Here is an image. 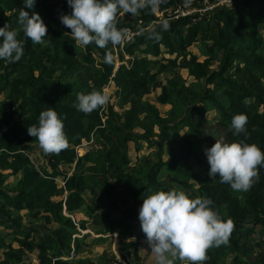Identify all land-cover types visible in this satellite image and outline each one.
<instances>
[{"label":"trees","instance_id":"16d2710c","mask_svg":"<svg viewBox=\"0 0 264 264\" xmlns=\"http://www.w3.org/2000/svg\"><path fill=\"white\" fill-rule=\"evenodd\" d=\"M217 1L195 0L209 7ZM179 2L163 0L155 10L161 17L150 8L135 16L118 14L117 27L126 30L125 37L127 32L132 34L129 41L107 49L83 46L85 52L78 56L71 30L59 19L72 11L67 0H36L32 9L25 8L23 0H0V27L8 24L19 29L21 8L29 16L39 14L47 27L41 43H33L20 31L24 56L19 62L0 60V96H5L0 102V226L18 245L15 248L0 239V264H26L28 254H36L38 264H141L138 244L133 241L124 243L123 251L131 250V254H121L123 263L107 253L97 262H74L82 248L77 233L88 230L93 220L107 226L99 234L133 238L130 216H138L139 198L145 190H158L162 169L191 198L211 199L214 210L234 222L228 242L207 249L202 264H227L229 257H233L232 264H264V239L253 243L257 227L264 238V167L259 168L258 179L249 190L235 191L219 177H209L204 155L216 139L256 144L264 151V0H232L230 5L173 19L166 11ZM162 20L169 22L167 31L160 27ZM152 28L160 33L159 40L148 38ZM198 42L204 44L203 61L189 51ZM106 51L112 56L111 63L104 62ZM177 68L187 70L194 81L186 85L175 72ZM58 71L59 78L53 79ZM166 73L171 78L164 83L159 76ZM111 82L117 89L121 114L113 108L105 112L104 105L90 114L77 110L79 93L102 92ZM157 90L161 92L157 103L171 107L164 117L143 99ZM46 107L55 108L63 118L69 143L58 154L45 153L27 134ZM209 109L218 116L215 124L205 119ZM241 113L247 116V136L233 135L232 118ZM136 129L142 135L135 134ZM133 140L154 144L159 154L167 155L164 162H146V186L130 166L128 145ZM84 141L91 148L78 157L77 148ZM35 145L42 149L51 171L33 165L30 157ZM74 163L75 171L59 187L58 167ZM12 176L20 178L10 192L5 191L2 186ZM87 192L90 199L84 195ZM105 206L120 212L122 219L112 222L108 211L100 213ZM14 211H27L35 218L43 215L44 224L26 228L20 217H13Z\"/></svg>","mask_w":264,"mask_h":264},{"label":"clouds","instance_id":"9594fccd","mask_svg":"<svg viewBox=\"0 0 264 264\" xmlns=\"http://www.w3.org/2000/svg\"><path fill=\"white\" fill-rule=\"evenodd\" d=\"M163 0H67L72 9L70 14H62V25L71 30L70 36L81 46L95 44L107 49L109 45H119L124 37V29L117 27V16L137 15L150 8L157 10ZM24 7L32 9L36 0H23ZM19 29L5 24L0 27V60L17 63L24 56V41L18 39L20 31L33 43L43 42L47 27L39 14L18 11ZM169 22L162 20L160 27L167 31ZM144 30L141 29V32ZM149 39L159 40L160 33L152 28ZM104 62L111 63L110 52L105 53ZM109 102V97L99 90L77 95L76 108L90 114ZM247 116L243 113L232 118L233 135L247 136ZM27 134L35 138L47 154H58L68 147L63 118L55 108L46 107L39 114L38 124L27 128ZM204 155L209 165L210 178L219 177L221 183L228 184L235 191L249 190L258 179L259 168L264 167V151L256 144L247 142H225L216 139L215 144L205 149ZM138 209V220L145 234L156 264H175L176 260L189 264H202L206 251L214 244L227 243L234 229L231 218L224 219L213 208L209 198H191L183 190H145Z\"/></svg>","mask_w":264,"mask_h":264},{"label":"rangeland","instance_id":"374dc122","mask_svg":"<svg viewBox=\"0 0 264 264\" xmlns=\"http://www.w3.org/2000/svg\"><path fill=\"white\" fill-rule=\"evenodd\" d=\"M179 1L180 2L178 4V7L166 11L169 17L173 19H176L178 17H184L186 15H192L196 12L202 13L208 8H210L209 5H207L206 3L205 5L202 6L197 2H195V0H179ZM231 2L232 0H218L217 3L212 7V9L215 7L218 8V7L230 5ZM177 10L178 13H175V11ZM121 15L123 17H126V14L124 13H121ZM155 15L157 17L162 16V14H160L158 11H155ZM203 47L204 44L198 42L194 44V46H192L189 49V51L191 52V54L195 55L199 59V61H203L205 59V49ZM84 52H85L84 47L77 42L76 53L78 54V56H81V54H83ZM164 57L169 58L168 55H164ZM124 58L126 60V58L128 57H124ZM213 68H217L216 63H214ZM175 72L179 75V78H181L186 82V85H189L194 81L193 78L188 76V71L185 69L177 68ZM59 75H60L59 71L54 73L53 79L59 78ZM170 78H171L170 73L162 74L159 76V80L163 81L164 83L166 82L167 79ZM116 92L117 89L114 83L112 82L103 88L102 93L109 97V102L104 105L105 112H107L109 108H113V111L115 113L118 114L122 113V111H120L117 106L118 100H117ZM160 93H161L160 90H157L155 92L146 94L143 99L153 104L159 111L160 115L164 117L171 107L169 105H161L157 103V97L160 95ZM4 100H5V96L4 95L0 96V102ZM205 119L211 124H215L216 121L218 120V116L214 110L209 109L205 111ZM154 131L155 134H159L157 128ZM184 131L185 129H182L180 130L179 133L183 134ZM134 133L137 135H142L143 132L139 129H136ZM174 136L175 134L172 135V137ZM151 141L159 142V139L153 138L151 139ZM86 148L88 149L91 148L90 143L84 141L82 146L77 148V156L82 157L84 155V150ZM158 154H159V150L156 145L150 144L149 142H145L143 140H133L128 145V157L130 160V166L134 168V170H136L137 174L140 175V179L142 181L143 186L147 185L146 178L147 176H149L148 173L149 169L147 167L146 162L152 164L153 162H157L158 159H160L163 162L167 160V155L164 153V151L163 153H160L159 155ZM30 158L35 167L43 168L46 169L47 171H51L50 169H48L49 168L48 164L46 160L43 158L42 149L39 146L35 145V150ZM200 169L202 170L203 166H200ZM57 171L61 173V176L58 177L56 181L58 186L62 187L64 178L70 177L75 171V163L72 165H60ZM83 171H85V168L83 169ZM19 178H20L19 176L9 177V179L3 184L2 188L5 189V191L10 192V190H12L13 187L17 184ZM156 185H157L156 188L158 190H169V189L183 190L180 186L173 184L168 180V176L165 169H162L158 173ZM158 190H154V191H158ZM89 194L90 193L88 192L84 194L87 199H90ZM143 198L144 195H142L139 198L141 204L143 202ZM0 204H1V200H0ZM108 204L109 203H107L106 205ZM119 209L122 208L120 207ZM107 211L109 212L110 215L109 217L112 220V222L122 219L120 212L114 210L112 206H109L108 208L105 206L99 210V212L102 214H105ZM12 214L13 217H20L21 225L26 228H32V227L41 228L44 224L43 215H40V217L35 218L32 217L31 214L27 211H21V212L14 211ZM0 217H2L1 214ZM130 218L131 221H133L132 225L134 230V237L129 239L121 238L116 233L111 234L108 232H104V234H99L101 233V231H105L107 226L105 227V225L104 226L100 225L93 220H91L88 223V230L82 231L78 229L77 238L82 239L81 240L82 248L79 255L74 258V262L77 259H82V260L88 259L92 262H97L103 253H107L109 256H114L118 263H123L121 254L122 255L123 254L127 255L128 253L131 254V250L123 251L125 248L124 243L133 241L138 244V256L140 258L141 264H156L155 256L153 253H151V249L147 243L145 234L141 230L138 216L136 214H132ZM85 220L87 219L85 218ZM46 227L53 228L55 226L47 225ZM0 239H3L7 244H12V246L15 248L18 247V245L13 242V238L7 235L5 229L2 226H0ZM262 239L264 238L261 237V229L259 227L255 228V235H253V243L260 242V240ZM2 260H3V254L2 251L0 250V263L2 262ZM24 262L26 264H38L36 260V254H28L25 257ZM232 262H233V257H229L227 259V264H232ZM175 264H186V262L177 259Z\"/></svg>","mask_w":264,"mask_h":264},{"label":"built area","instance_id":"2783aa9c","mask_svg":"<svg viewBox=\"0 0 264 264\" xmlns=\"http://www.w3.org/2000/svg\"><path fill=\"white\" fill-rule=\"evenodd\" d=\"M211 9H212V7L208 8L207 10H211ZM121 13H122V12H121ZM175 13H178V10L175 11ZM120 15H121V14H120ZM176 15H178V14H176ZM131 36H132V34H131L130 32H127L125 39L122 41V46H123L124 42L129 41V39H130Z\"/></svg>","mask_w":264,"mask_h":264}]
</instances>
